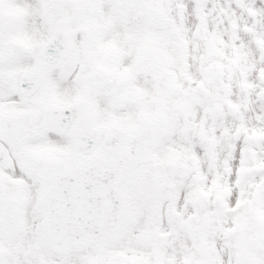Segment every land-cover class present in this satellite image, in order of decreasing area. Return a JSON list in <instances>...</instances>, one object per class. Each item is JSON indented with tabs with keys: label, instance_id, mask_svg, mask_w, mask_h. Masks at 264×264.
<instances>
[{
	"label": "snow or ice",
	"instance_id": "obj_1",
	"mask_svg": "<svg viewBox=\"0 0 264 264\" xmlns=\"http://www.w3.org/2000/svg\"><path fill=\"white\" fill-rule=\"evenodd\" d=\"M0 264H264V0H0Z\"/></svg>",
	"mask_w": 264,
	"mask_h": 264
}]
</instances>
